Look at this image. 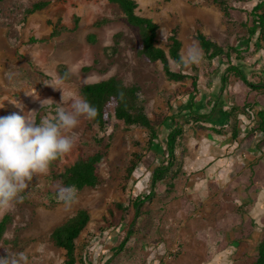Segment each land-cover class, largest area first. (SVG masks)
<instances>
[{
  "label": "rangeland",
  "instance_id": "rangeland-1",
  "mask_svg": "<svg viewBox=\"0 0 264 264\" xmlns=\"http://www.w3.org/2000/svg\"><path fill=\"white\" fill-rule=\"evenodd\" d=\"M39 2L48 3L40 13L44 15H39L33 24L29 22L31 16L25 21L27 8ZM229 2L235 9L230 20L206 0L140 2L138 14L158 24L157 42L161 48L165 47L169 31L177 26L181 56L193 46L199 49L194 39L196 31L221 46L242 50L245 43L239 40L246 38L247 12L256 0ZM74 16L79 17L78 26L73 23L77 22L72 19ZM106 20L103 26L95 25ZM54 25L60 35L51 38ZM40 39L45 41L32 42ZM139 43L138 29L129 25L118 7L106 0H4L0 13V116L28 115L37 123L43 119L55 120L62 92L45 82L56 83L66 93L81 97L82 86L110 78L118 80L123 87H137L139 100L149 117L166 113L170 106L174 112L177 102H188L190 80L169 81L159 62L148 63L140 57ZM253 43L249 44V52L243 53L249 66L254 60L251 57L264 58L263 52L253 56ZM219 62L216 59L208 64L201 52L198 62L186 64V72L198 76L195 104L201 103L200 94L213 88L212 74L223 72ZM59 66L63 67L62 72ZM173 70L178 68L173 66ZM234 97L228 95L227 103L241 105ZM209 102L207 97L203 104ZM63 107L65 111L71 110L70 104ZM198 128L190 119L176 146L177 160L172 169L156 185L153 198L142 204L139 216L130 226L132 210L129 220L124 222L119 212L113 210L111 215L109 210L113 204L127 206L135 196L148 194L149 183L137 186L143 179V176L137 177V172L143 168L147 175L145 182L150 179L151 172L146 168L152 163L159 164L157 157L161 153L143 151L148 138L141 128H127L113 120L103 131H98L89 119L81 117L72 133L73 147L59 155L57 170L64 171L80 154L94 151L91 141L94 135L104 137L110 142L107 157L99 166L104 183L93 189L73 191L74 199L66 205L59 198L51 203L55 185L49 178V168L46 173L34 174L15 201L0 207V219L4 215L10 217L0 257L23 252L24 264H64L63 250L49 242V235L78 210L85 209L90 221L76 241L77 257L83 258L85 264H252L255 261L253 245L264 233V205L262 217L254 219L251 209H237L241 204L230 192L218 195L205 209L191 200L185 190L174 188L175 184L183 185L177 179L170 186L169 177L176 162L183 161L187 152V136L191 138V132ZM167 133L163 128L158 134L157 142L162 147ZM139 152L143 159L128 178L127 167ZM255 171L253 179H246L245 187L250 190L251 183H261L264 191V169ZM208 192L205 189L200 194L208 195ZM241 193L242 190L237 192L238 197ZM251 195L249 192L248 196ZM126 237L128 241L123 243Z\"/></svg>",
  "mask_w": 264,
  "mask_h": 264
},
{
  "label": "trees",
  "instance_id": "trees-1",
  "mask_svg": "<svg viewBox=\"0 0 264 264\" xmlns=\"http://www.w3.org/2000/svg\"><path fill=\"white\" fill-rule=\"evenodd\" d=\"M106 1L118 7L127 23L138 29L140 36L139 53L143 60L148 63L159 62L162 66L164 75L169 81L181 83L190 80L191 82L190 91L187 93L190 97L188 102L184 104H182V102H177L174 112L170 106L166 113H154L151 117L145 113L142 107L138 97L139 89L135 86L123 87L115 78L87 84L80 89L81 97L87 99L97 109L96 117L91 120L89 119L92 127H95L98 131H103L115 120L127 128H141L145 131L148 138L146 148H144L145 150L143 151H155L156 154L161 153V156L157 157L159 158V164L154 165V163H152L146 168L151 172L148 194L145 196H135L129 200L127 206H123L121 203L113 204L112 208L109 210L111 215L113 214V210L119 212L122 222L129 220L130 211L132 210L133 219L130 224V226H132L139 216L142 204L153 198L154 188L158 183L164 181L177 160L176 146L185 133V126L189 123L190 119L196 122L208 121L222 127L230 120V113L219 108L215 121L212 119L214 108L209 114L200 113L202 105L199 106L194 102V96L198 94V76L196 74L192 75L187 73L185 70L186 64L181 62L182 43L179 39V28L177 26L169 31L165 47L161 48L158 46L157 42L158 24L152 19L138 15L137 11L139 5L135 0ZM206 1L217 6L226 20L231 19V12L235 9L230 4L229 0ZM3 2L4 0H0V13ZM47 6L48 3L46 2L32 4L26 10L27 14L25 15V21L29 16L44 10ZM247 17L245 25L246 38L239 40L245 43V49L241 50L236 47L221 46L217 41L202 34L200 31L195 32L194 39L202 52L204 60H206L208 64H211L212 61L217 59L220 61V64L225 67L224 74H226V76L233 75L250 89L264 92V87L258 88V85L252 83L251 78L248 76V72L244 71L245 69L242 67L245 63V56H243V53L249 52V44L251 42H254L253 56L258 52L264 53V0H256L251 10L247 12ZM74 20L77 21V19ZM107 22V20L99 21L96 22L95 25L103 26ZM58 35H60V30L54 26L49 37L54 38ZM44 41V39L40 40V42ZM32 42H36V40H32ZM173 66H176L178 70H173ZM58 69L62 72L63 67L59 66ZM222 80L223 82L226 81V77L223 76ZM246 110L247 109H245V113H248ZM38 117L40 116L38 115ZM258 117L261 123L259 125L260 132H264V111L260 112ZM163 128L168 130L164 140V147L157 142L159 139L158 134ZM91 141L95 148L94 151L87 154H80L77 160L71 166L65 168L64 171L58 172L57 170V164L60 159L59 156L49 165V178L55 185V189L52 192L53 198L51 199V203L55 202L54 199H58L57 193L61 187H71L73 191L79 192L86 188H96L104 183L100 175L99 166L107 157L110 142H106L104 137L99 138L96 135L93 136ZM142 159V152L134 155V160L130 162L126 170V176L128 178L132 177L133 173L138 169ZM176 164V168L169 177V181L171 182L170 186L174 185L173 182L177 177L183 176L182 161H178ZM89 221L90 215L87 210L80 209L71 218L62 225L56 227L50 233L49 242L54 247L64 252V264H85L83 258L78 259L77 257L76 241ZM9 222L10 217L8 215H4L0 219V251L1 243ZM127 241L128 239L126 237L123 243ZM254 251L255 261L252 264H264V233L260 236Z\"/></svg>",
  "mask_w": 264,
  "mask_h": 264
},
{
  "label": "crops",
  "instance_id": "crops-1",
  "mask_svg": "<svg viewBox=\"0 0 264 264\" xmlns=\"http://www.w3.org/2000/svg\"><path fill=\"white\" fill-rule=\"evenodd\" d=\"M135 1L139 4L140 2L151 0ZM54 9L59 10L56 7ZM41 11L31 15L29 20L31 24L34 23L39 15H44L40 14ZM72 19H77L76 23H78L79 17L74 16ZM59 22L60 20L55 25H58ZM73 23L76 24L74 21ZM49 25L51 26V24ZM76 25L78 26V24ZM40 40L36 42H40ZM252 58L254 59L252 65L249 66L244 63L242 67L245 70H243L248 72L252 83L258 85V88H263L264 73L261 71L264 72V58L251 57L250 59ZM256 59L259 60L257 61ZM224 69L223 72L212 74L213 88L207 90L210 92L200 94L201 103H198V105H202L201 114H209L214 108L212 117L214 121L217 118L219 108L230 113V120L222 127L208 121H193L194 125L199 128L195 132H191V138L187 136V152L182 161L183 176L176 178L183 185L175 184L174 188L181 192L185 190L191 200L200 203L205 209L218 195L230 192V194L235 195L237 200H239V204H241V207H237V209L242 207L251 209V216L254 219L261 218V210L264 205V191H261V183H251L252 187L250 190L246 189L245 185L248 184L246 183L247 178H254V170L264 169V132H260L259 125L261 123L258 117V114L264 111V92L250 89L233 75L226 76ZM253 70H255L254 73L252 72ZM223 76L226 77L224 82L222 80ZM228 95H234L235 101H240L241 105L231 102L227 103ZM207 97H209L210 102L208 105H204L203 103ZM244 101L246 103L243 104ZM241 107H244L243 111ZM245 109H247L248 113H245ZM137 175V177L143 176V179L137 182L138 187H143L149 183L150 179L145 182L147 175L143 168L138 170ZM137 177L136 179H138ZM205 186L207 187L205 188ZM205 189L210 194L204 193L203 196L207 195L206 198L200 194ZM239 190L240 192L242 190V193L238 197L237 192ZM249 192L252 193L251 196H248ZM256 244L253 245L255 246L254 248H256Z\"/></svg>",
  "mask_w": 264,
  "mask_h": 264
},
{
  "label": "clouds",
  "instance_id": "clouds-1",
  "mask_svg": "<svg viewBox=\"0 0 264 264\" xmlns=\"http://www.w3.org/2000/svg\"><path fill=\"white\" fill-rule=\"evenodd\" d=\"M201 51L193 46L181 57V62L191 64L198 62ZM62 92L61 105L55 120L37 121L13 113L0 116V207L10 205L26 187L34 174L46 173L49 165L59 155L69 152L73 147L80 118L94 119L97 109L87 100L51 81L45 82ZM71 106L65 111V105ZM58 198L66 205L75 196L71 187H61ZM23 252L8 253L0 257V264H24Z\"/></svg>",
  "mask_w": 264,
  "mask_h": 264
}]
</instances>
